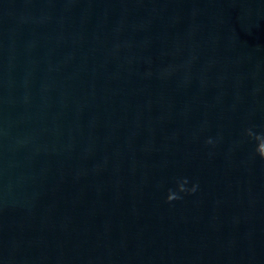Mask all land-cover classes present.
<instances>
[{"label":"water","instance_id":"95a60500","mask_svg":"<svg viewBox=\"0 0 264 264\" xmlns=\"http://www.w3.org/2000/svg\"><path fill=\"white\" fill-rule=\"evenodd\" d=\"M0 264H264V0H0Z\"/></svg>","mask_w":264,"mask_h":264}]
</instances>
